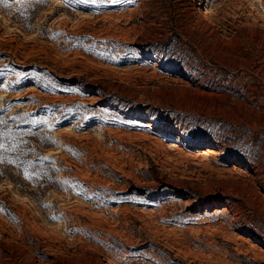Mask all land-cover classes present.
Here are the masks:
<instances>
[{"label": "rangeland", "instance_id": "rangeland-1", "mask_svg": "<svg viewBox=\"0 0 264 264\" xmlns=\"http://www.w3.org/2000/svg\"><path fill=\"white\" fill-rule=\"evenodd\" d=\"M0 144V264H264V0H0Z\"/></svg>", "mask_w": 264, "mask_h": 264}, {"label": "bare ground", "instance_id": "bare-ground-1", "mask_svg": "<svg viewBox=\"0 0 264 264\" xmlns=\"http://www.w3.org/2000/svg\"><path fill=\"white\" fill-rule=\"evenodd\" d=\"M199 2H200V5H201V2H202V0H199ZM196 6V5H195ZM198 8V7H197ZM198 11V10H197ZM209 13V11L206 9V11H204L203 12V14H205V16H207L208 17V14ZM207 17H205L206 19H207ZM209 20H211V18L209 19ZM177 144V143H176ZM172 147H175V145H172ZM205 153L206 154H208L209 156H216L217 154H218V152L215 150V149H212V148H207V149H205ZM220 154V153H219ZM237 238L240 240H243L245 243H248V244H251V242H252V240L251 239H247V238H243V237H241V236H238L237 235ZM257 251H258V253H260V254H264V248L263 247H258L257 249H256ZM263 256V255H262ZM107 264V263H106ZM110 264V263H109Z\"/></svg>", "mask_w": 264, "mask_h": 264}, {"label": "snow or ice", "instance_id": "snow-or-ice-1", "mask_svg": "<svg viewBox=\"0 0 264 264\" xmlns=\"http://www.w3.org/2000/svg\"><path fill=\"white\" fill-rule=\"evenodd\" d=\"M193 133H194V132H193ZM193 133H192V134H193ZM2 148H4V145H3V144H0V149H2Z\"/></svg>", "mask_w": 264, "mask_h": 264}]
</instances>
